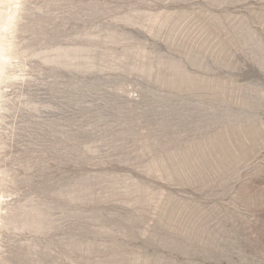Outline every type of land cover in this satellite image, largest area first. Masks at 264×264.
Masks as SVG:
<instances>
[{
    "label": "rangeland",
    "instance_id": "obj_1",
    "mask_svg": "<svg viewBox=\"0 0 264 264\" xmlns=\"http://www.w3.org/2000/svg\"><path fill=\"white\" fill-rule=\"evenodd\" d=\"M0 1V264H264V0Z\"/></svg>",
    "mask_w": 264,
    "mask_h": 264
},
{
    "label": "bare ground",
    "instance_id": "obj_2",
    "mask_svg": "<svg viewBox=\"0 0 264 264\" xmlns=\"http://www.w3.org/2000/svg\"><path fill=\"white\" fill-rule=\"evenodd\" d=\"M1 2V1H0Z\"/></svg>",
    "mask_w": 264,
    "mask_h": 264
}]
</instances>
